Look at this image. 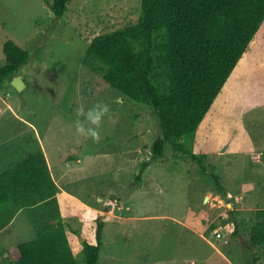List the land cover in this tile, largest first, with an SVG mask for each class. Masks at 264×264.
I'll return each instance as SVG.
<instances>
[{"label": "rangeland", "instance_id": "374dc122", "mask_svg": "<svg viewBox=\"0 0 264 264\" xmlns=\"http://www.w3.org/2000/svg\"><path fill=\"white\" fill-rule=\"evenodd\" d=\"M47 1L0 0V68L7 39L31 53L0 89V172L43 150L79 264L100 223L98 264H264L263 247L249 242L264 208V49L239 60L198 127L193 149L206 153L207 171L169 149L151 160L154 108L84 66L92 38L136 23L141 0H71L62 17ZM97 101L111 113L93 143L75 133L76 109ZM250 138L260 151L243 148ZM36 232L21 208L0 229V249Z\"/></svg>", "mask_w": 264, "mask_h": 264}, {"label": "trees", "instance_id": "16d2710c", "mask_svg": "<svg viewBox=\"0 0 264 264\" xmlns=\"http://www.w3.org/2000/svg\"><path fill=\"white\" fill-rule=\"evenodd\" d=\"M70 1L47 2L62 17ZM141 9L136 23L94 36L84 66L125 96L154 108L160 134L151 160L169 149L207 171L206 153L193 149L198 127L239 60L264 49V0H141ZM3 48L7 61L0 68V89L31 57L13 39ZM58 188L43 150L0 172V229L21 208L37 226L35 237L0 249V264H79ZM249 234L250 244L264 249V208L256 212ZM102 244L100 223L97 241H83L85 264L99 263Z\"/></svg>", "mask_w": 264, "mask_h": 264}, {"label": "clouds", "instance_id": "9594fccd", "mask_svg": "<svg viewBox=\"0 0 264 264\" xmlns=\"http://www.w3.org/2000/svg\"><path fill=\"white\" fill-rule=\"evenodd\" d=\"M111 113L110 106L97 101L93 106L86 108L80 104L76 109L75 133L84 139H91L93 143H100L104 118Z\"/></svg>", "mask_w": 264, "mask_h": 264}, {"label": "water", "instance_id": "95a60500", "mask_svg": "<svg viewBox=\"0 0 264 264\" xmlns=\"http://www.w3.org/2000/svg\"><path fill=\"white\" fill-rule=\"evenodd\" d=\"M12 83L14 84V86L18 89L21 90L22 88L25 87L26 83L22 77L21 74L16 75L15 77H13ZM228 201V200H227Z\"/></svg>", "mask_w": 264, "mask_h": 264}, {"label": "crops", "instance_id": "0c3cea01", "mask_svg": "<svg viewBox=\"0 0 264 264\" xmlns=\"http://www.w3.org/2000/svg\"><path fill=\"white\" fill-rule=\"evenodd\" d=\"M254 141L252 140V138H250V140H247V142H244V147L243 148H248V149H251L252 151H254V150H258V151H260V149H257V147H255V145H254V143H253ZM262 150V149H261ZM262 152V151H261ZM262 159H263V157H262ZM50 165V164H49ZM12 166V165H11ZM51 168V167H50ZM232 193H229L228 195L230 196V197H232V195H231ZM241 197H244V199H245V194L243 195V194H241L240 195Z\"/></svg>", "mask_w": 264, "mask_h": 264}, {"label": "built area", "instance_id": "2783aa9c", "mask_svg": "<svg viewBox=\"0 0 264 264\" xmlns=\"http://www.w3.org/2000/svg\"><path fill=\"white\" fill-rule=\"evenodd\" d=\"M218 236H221L222 234H221V232H218V234H217Z\"/></svg>", "mask_w": 264, "mask_h": 264}]
</instances>
